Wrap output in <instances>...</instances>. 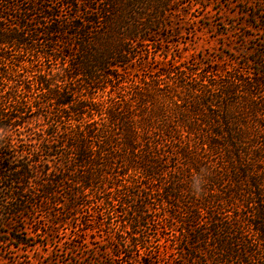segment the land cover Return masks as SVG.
<instances>
[{
    "label": "trees",
    "instance_id": "trees-1",
    "mask_svg": "<svg viewBox=\"0 0 264 264\" xmlns=\"http://www.w3.org/2000/svg\"><path fill=\"white\" fill-rule=\"evenodd\" d=\"M62 2L0 0V243L264 264V13L231 65L180 41L204 0Z\"/></svg>",
    "mask_w": 264,
    "mask_h": 264
},
{
    "label": "rangeland",
    "instance_id": "rangeland-1",
    "mask_svg": "<svg viewBox=\"0 0 264 264\" xmlns=\"http://www.w3.org/2000/svg\"><path fill=\"white\" fill-rule=\"evenodd\" d=\"M53 1L58 8H62L61 13H74L64 6L65 2L62 0ZM205 3L210 7L207 11L200 5L199 9L193 7L189 10V15L183 13L179 14L180 19L176 18L180 25L181 43L193 45L191 47H195L197 51L212 59H226L227 64L231 65H238V61L244 64L242 62L244 54L241 56L240 52H244L246 48L255 49V44L260 42L259 36H256L259 32H252L253 40L245 42L244 34L247 33L246 26L249 21L245 13H264V0H204L203 4ZM198 20L200 23H197ZM223 21L229 25L225 26ZM223 33L226 36H223ZM243 66L240 65V67ZM34 214L38 217L40 215L39 212ZM3 221L4 218L0 215V231L5 232L8 231V227L3 224L5 223ZM103 227L107 228V225ZM5 237L8 236L4 235L1 238L5 239ZM39 241L45 242V239ZM66 256L63 246L51 241L48 242L47 249L40 244L28 254L22 251L17 252L14 247H10V243L7 245L0 243V264H25L29 259L35 264H64L67 262L63 263V261L69 259ZM89 256L94 257L95 253L91 252Z\"/></svg>",
    "mask_w": 264,
    "mask_h": 264
}]
</instances>
